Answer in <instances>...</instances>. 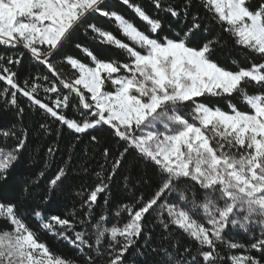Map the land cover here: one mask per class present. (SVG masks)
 I'll list each match as a JSON object with an SVG mask.
<instances>
[{
  "label": "snow or ice",
  "instance_id": "1",
  "mask_svg": "<svg viewBox=\"0 0 264 264\" xmlns=\"http://www.w3.org/2000/svg\"><path fill=\"white\" fill-rule=\"evenodd\" d=\"M121 2L147 25V31L120 11L108 10L106 0H0V44L22 46L47 73L38 74L32 83L26 80L22 87L17 73L0 67V81L6 85L0 90L4 103L23 114L17 99L18 94L23 95L74 133L108 126L123 142V150L115 156L109 148L103 149L102 156L106 163L111 157V164L106 170L101 166L105 174H96L98 182L83 199L86 218L53 215L41 227L68 240L84 255L85 264L101 260L104 264H126V254L146 231V217L155 213L166 231L175 228L194 244L183 251L161 246V264H264V0L255 6L252 0H202L235 45L261 58L238 70L212 59L220 38L193 43L192 37L202 27L199 16L192 17L182 35L160 37V18L150 16L132 0ZM154 5L172 17L181 15L175 7L165 8L162 0H154ZM190 7L191 0H186L185 16ZM94 14L114 21L121 36L131 43L91 22ZM81 28L94 34L99 43L125 52L127 61L102 59L77 42L75 47L87 62L68 53L56 62ZM22 57H8L7 63H20ZM65 65L73 70L71 75L65 73ZM250 85L262 90L249 93ZM41 88L52 94L50 103L39 98ZM204 95H236L248 110H240L230 101L225 111L194 99ZM188 102L192 107L185 112L181 106ZM72 108L79 111V117L68 115ZM0 136L16 140L14 147H0V180H7L26 137L15 126L0 129ZM91 140L97 138L92 136ZM130 150L155 166L154 189L147 197L133 193L132 202L115 212L120 224L109 227L104 214L92 216L93 206L119 174ZM44 174L41 171L39 176ZM65 175V168H59L49 184L56 186ZM124 180L127 186L131 177ZM184 180L188 183L182 186ZM139 182L148 181L141 178ZM18 211L15 204L0 203V219L11 226L0 230V264H76L52 253ZM33 214L38 219L43 215L39 210ZM52 222L73 230L74 237L64 231L56 233ZM78 224L91 227L94 239L83 228L76 231ZM231 229L248 234L251 242H233L228 238ZM222 249L245 251L229 255Z\"/></svg>",
  "mask_w": 264,
  "mask_h": 264
},
{
  "label": "trees",
  "instance_id": "2",
  "mask_svg": "<svg viewBox=\"0 0 264 264\" xmlns=\"http://www.w3.org/2000/svg\"><path fill=\"white\" fill-rule=\"evenodd\" d=\"M259 0H252L253 6ZM132 3L140 5L150 16L160 18L162 21V30L159 32L160 37H175L183 32L191 25L192 17L199 16L201 29L198 30L192 41L195 44L202 43L207 39L220 38V44L215 47L212 53V59L221 66L230 70H238L239 67H249L251 63L259 62L260 57L252 52L234 44L232 38L223 32L222 26L217 23L213 15L208 12L202 0H191V7L188 15H184V6L186 0H162L164 7L172 6L181 12L178 17H172L164 9H157L154 0H132ZM108 10H118L126 18L133 21L141 30L147 31V25L141 21L131 8L122 4L121 0H106ZM90 21L102 27L105 30L112 31L118 38L124 39L125 42L131 43L122 37L118 29L114 26V21L109 20L99 14H94ZM92 33H85L83 28L74 33L72 40L65 44L64 49L56 57L59 62L64 53L78 56L87 62L75 44L77 42L84 44L90 48L95 54L105 60H118L120 62L127 61V54L113 46L101 44L93 39ZM23 54L22 60L17 64H8L7 58L17 59ZM0 67L10 68L12 72L17 73V79L21 86H24L26 80L33 82L38 74H47L46 70L38 64L31 56L30 52L22 46L15 48L0 44ZM67 75H71L72 71L67 65L64 66ZM39 83L45 84L43 80ZM5 83L0 81V90L5 87ZM255 85L248 87L249 93L261 91ZM49 95L41 88L38 96L45 102H49ZM55 99V96H52ZM4 97H0V129H9L15 126L19 133L24 131L26 137L25 147L21 150L20 159L8 173L7 180H0V203L15 204L18 214H22L25 222L35 231L41 242H44L56 255L72 259L76 264H85L84 255H81L78 249L69 244L58 235H54L41 227L42 223L49 222V218L53 215L62 218H73V214L77 220L85 219L86 206L83 205V199L88 192L95 186L97 181V173L104 175L101 166L106 170L111 164V157L107 163L105 157L102 156L103 149L109 148L113 156L118 154V150H123V142L113 136L112 130L108 126L90 129L86 133L77 134L69 130L66 126L53 120L44 114L41 110L31 105L23 95L17 96L20 108L24 109L23 114H18L16 107L5 104ZM197 103H204L211 107H220L228 111L229 102L237 105L240 110H248L247 106L241 101L240 97L233 95L211 96L204 95L194 98ZM185 112L191 110L192 103L188 102L181 106ZM68 115L70 117H79V111L72 108ZM45 125L41 128V125ZM95 136L97 140L93 142L91 137ZM16 143L15 138H4L0 136V147L11 148ZM49 148L53 151L49 153ZM65 168L66 175L56 186L49 184L50 179L54 177L59 168ZM43 171V177L39 173ZM156 168L150 162H146L138 156L135 150H130L126 156L123 167L119 170V174L110 182L109 189L100 195L96 205L93 206V217L104 214L108 217L106 226L120 224V217L115 216V212L123 204L132 202L133 193L136 196L143 194L145 197L151 194L154 189L152 181L156 177ZM125 176L131 177V182L124 180ZM143 178L147 183H140ZM188 181H181V185L187 184ZM27 187L28 191L23 189ZM199 191L197 186V192ZM107 200V204L105 203ZM33 210H39L43 215L38 219L34 216ZM123 215V213H122ZM94 222V221H93ZM54 224L56 233L64 231L69 237H74L71 229H61ZM146 231L138 238L136 246L128 251L125 256L126 264H161L164 259L162 253L159 252L161 246L165 248H176L183 251L185 247H194L193 242L182 234L179 230L173 228L166 231L153 213L145 219ZM11 226L4 219H0V230L9 229ZM83 230L92 236L93 229L88 226L77 225L76 231ZM228 238L233 242L248 244L251 237L237 229L228 231ZM157 249V251H153ZM222 253L240 254L245 249L227 250L222 249ZM142 253V254H141ZM252 255L259 256V253L252 252ZM104 264V261H99Z\"/></svg>",
  "mask_w": 264,
  "mask_h": 264
}]
</instances>
